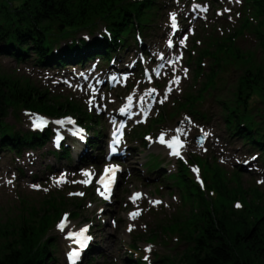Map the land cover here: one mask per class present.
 I'll return each mask as SVG.
<instances>
[{
	"label": "trees",
	"instance_id": "16d2710c",
	"mask_svg": "<svg viewBox=\"0 0 264 264\" xmlns=\"http://www.w3.org/2000/svg\"><path fill=\"white\" fill-rule=\"evenodd\" d=\"M135 0H24L20 7L10 9L4 0H0V48L14 51V42L22 44L36 42V47H43L42 28L52 23L65 24L67 27H86L95 16L110 18L115 15V29L118 33L128 26L133 13L149 5L150 0L136 8ZM263 13H264V7ZM135 11V12H134ZM112 14V15H111ZM55 25V24H54ZM50 38V36H49ZM264 50V31L261 35ZM47 44H51L48 40ZM231 57L245 61L246 68L233 84L234 89L217 100L225 108L228 127L233 120L242 122L245 118L247 97L259 92L264 97V61L256 60L254 55L241 56L232 47ZM224 60V58L222 59ZM216 71H221V68ZM211 77L204 83V88L213 82ZM210 80V81H209ZM224 79L215 80L214 90L224 87ZM20 108L42 111L50 115L78 112L83 118L89 115L79 106L59 104L49 99L46 92L29 82H21L0 76V149H9L21 153L26 147H36L47 139L39 134L15 131L4 121ZM76 110V111H75ZM244 116V117H243ZM192 196L194 188L180 177ZM239 184L224 180L218 171L210 187L217 191L212 202L204 194L196 196L199 208L193 218L180 223L189 229V246L173 262L165 264H264V199L261 193L237 178ZM242 197L245 209L235 212L232 202ZM253 196V197H252ZM53 200V201H52ZM195 203V199H194ZM66 202L58 203L52 198L42 206H25L15 217L0 219V264H55L56 241L49 235L60 213L66 209ZM175 222L166 226L175 230ZM153 239L159 235L154 232Z\"/></svg>",
	"mask_w": 264,
	"mask_h": 264
},
{
	"label": "rangeland",
	"instance_id": "374dc122",
	"mask_svg": "<svg viewBox=\"0 0 264 264\" xmlns=\"http://www.w3.org/2000/svg\"><path fill=\"white\" fill-rule=\"evenodd\" d=\"M8 2H13L16 6H20L22 3H23V0H7ZM253 1V0H251ZM79 37H81V35H79ZM255 41V38L254 37H245L244 38V43H245V46L242 47V49L246 50L247 52L253 54L254 56H257L258 58H256V60H263L264 58V54L261 53V51L259 49H256L254 47L251 46V43ZM245 55H247L246 53H244ZM21 70V71H19ZM30 72H27V69H26V66H22L20 64H17L16 62L12 61L11 58H7V57H0V76L2 77H5L7 79H13V78H16L17 80L20 78V77H27V76H31V75H28ZM240 75V71L236 72L235 74V77L233 78V80H229L227 82H225L226 86L221 88L218 93L221 95V96H226L227 94H229V91L234 89L233 87V84H235L238 76ZM213 80V79H212ZM210 81V80H209ZM214 111H217L214 109ZM263 114H261V117H258V118H252L253 121L255 123L258 122V119H259V122L258 124L264 122V115L262 116ZM5 123L6 124H13L12 126L17 129V125H16V122L14 120L13 117H9L7 119H5ZM223 126V124H222ZM225 127V126H224ZM13 157V156H12ZM25 157V154L24 156ZM22 162V160H20ZM37 168L39 167L38 165L36 166ZM0 184H4V183H1ZM17 185V192L21 193L23 197L25 198H28V199H35V200H40L39 196L41 194H34L33 192H30L29 194H27L26 192L23 191V187L20 183V181H17L15 183V186ZM4 188L3 187H0V192L3 191ZM12 190V189H11ZM13 191V190H12ZM9 192V191H8ZM9 195L12 196L13 194L9 192ZM39 195V196H37ZM10 196H8L7 194H1L0 196V219H5L7 217L11 218V217H15L18 213V208L14 207V206H17V202L14 201ZM14 196L16 197V194L14 192ZM72 207L68 210V211H74L75 208L73 205H71ZM176 210H181V207L180 205L170 209L166 214H163L164 212H162L161 214H163L161 217H159L158 219H156L154 222H152L148 228H147V234L150 233V230L151 229H154L155 228V224L159 223L160 219H164L166 218V216H170L172 215L173 213L176 212ZM188 212V209H185L184 210V214H187ZM197 212V211H196ZM196 212H193L192 216L190 218H193L196 214ZM80 213L83 215V216H86L90 219L91 218V213L86 211L84 208H82V210L80 211ZM72 217V216H71ZM74 219V218H73ZM153 220V218H152ZM74 222L79 226L81 225L82 223L84 222H81V220H76L74 219ZM97 227L96 224H94L93 226V229H95ZM96 233H97V236H98V243H99V247L102 251H104L105 253H112L114 255H120L121 256V261L122 263L124 258H125V253H123V249L120 245V242H119V233L122 237L125 238V234L123 233L122 230L118 232L112 230L110 227H105V228H97L96 229ZM162 239L165 240L166 243H171L172 245H175L177 246L178 244H180L182 240L179 239V236L177 234H170V235H166V236H163L162 235ZM177 240H179L177 242ZM134 240L130 241L131 243L133 242ZM163 243L161 240L157 243ZM178 243V244H177ZM145 244V242L142 240L139 242L138 246L139 248L143 249V245ZM60 248L61 250H64L63 251V255L60 253L59 256H58V262H56L57 264H65V259H64V252L66 250V247L64 246V244H60ZM176 248V251L178 250V254L181 253L182 249L181 247L177 246ZM156 250H159V248H156ZM158 251H154L153 252V256L155 253H157ZM152 256V257H153ZM122 257L123 260H122Z\"/></svg>",
	"mask_w": 264,
	"mask_h": 264
},
{
	"label": "snow or ice",
	"instance_id": "6c2138e0",
	"mask_svg": "<svg viewBox=\"0 0 264 264\" xmlns=\"http://www.w3.org/2000/svg\"><path fill=\"white\" fill-rule=\"evenodd\" d=\"M236 2H240V0H236ZM197 8H199L201 11H207V8H204V7H201L200 5L194 4L193 5V9L195 10ZM224 11L230 12L231 10L230 9H225ZM219 14H222V13H219ZM171 21H172V27H173V29L174 30L177 29L178 25H177L176 14L175 13H172L171 14ZM185 39H186V37H185ZM183 42L184 41L182 40L181 41V44H183ZM169 46H171V40H169ZM177 59H179V58H177ZM161 67H163V65H161ZM155 71H156V74L159 75V69H156ZM184 71H185V75H186L187 74V69H185ZM173 82L174 83H178L179 82V78L177 77V79L175 81H173ZM169 91H171V88H169ZM154 92H155V89H149V90H147L144 93V96H141L140 97L141 103L144 102L145 97L151 96ZM132 99H133L132 96H129L128 97V102L129 103H128V105L125 106V108H121V112L126 111L127 107H129L131 105ZM162 102L163 101H161V103ZM149 107H150V105H149ZM36 126L39 127L40 125L39 124H36ZM121 127H123V125H121ZM176 131H177V136L176 137H173V140L169 142V146L170 147H173V149H174L173 154L174 155H180L179 148L182 147L183 145H182V143H180L179 136H180V133H181L182 129H179L178 128ZM205 135H207V133H205ZM160 140H161V143L164 142L163 135H161ZM115 143H117V144L119 143V136H116ZM113 150L115 151V149H113ZM106 171H111V170H106ZM193 171H198V170L197 169H193ZM85 175H88V174L86 173ZM83 182L84 183H87V181H83ZM101 182H103V181H101ZM258 182L259 183H264V180H261V181H258ZM8 183H11V181H8ZM58 183H59V181H58ZM33 187L38 188L39 186L34 185ZM44 190L47 191V189H44ZM101 194L103 195V193H101ZM80 195H82V193ZM139 195L140 194H135L133 197H131V199L133 200V202H135V200L139 197ZM153 203L159 204V203H161V201H154ZM236 207L239 208V207H241V205L239 203H237L236 204ZM137 215H139V211L134 212V213H130V216L132 218H135V216H137ZM65 226H66L65 223L62 221L58 225V228L61 231H63L64 228H65ZM86 231H87V229L82 230L80 233H68V238L71 239V238H73L75 236H83V233L86 232ZM129 231H131V226L129 227ZM85 239H90V237L85 238ZM77 242L81 244V247L84 246L83 241H79L78 240ZM146 251H151V248L149 247L148 249H146ZM76 255H77L76 252L71 253V256L72 257H75ZM145 259H147V257H145Z\"/></svg>",
	"mask_w": 264,
	"mask_h": 264
}]
</instances>
